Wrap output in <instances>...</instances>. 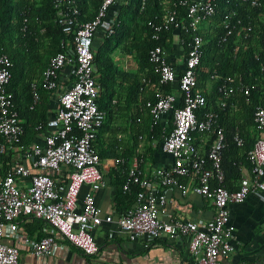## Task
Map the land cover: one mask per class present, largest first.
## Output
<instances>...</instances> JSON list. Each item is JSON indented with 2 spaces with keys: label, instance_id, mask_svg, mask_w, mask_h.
<instances>
[{
  "label": "built area",
  "instance_id": "built-area-1",
  "mask_svg": "<svg viewBox=\"0 0 264 264\" xmlns=\"http://www.w3.org/2000/svg\"><path fill=\"white\" fill-rule=\"evenodd\" d=\"M118 1L102 0L93 19L80 21L72 0H57V22L68 34L75 30V36L72 43L63 41V50L49 59L41 80L31 83V107L40 100V85L58 98L54 117L44 129L38 125L43 129L42 140L31 145L24 143V126L14 105V94L8 89L14 63L0 45V155L6 160L0 172V264L20 263L19 246L1 239L7 229L16 232L19 222L30 218L46 221L88 257L99 253L94 230L106 222L114 223L122 232L151 240L186 237L192 264H234L230 259L235 249L231 205L245 201L252 193L264 196V105L258 103L254 110L258 136L247 154L251 168L238 180L237 188L230 190L222 166L226 132L219 123L218 111H201L208 99L198 86V68L207 26L215 24L224 31L221 41L233 35L238 38L235 56L243 48L253 50L260 59L264 45L261 49L253 45L260 39L256 22L264 23V0H161L163 12L150 19L148 26L156 41L173 29L174 42L172 48L157 44L150 49L149 59L158 80L143 74L140 98L147 89L151 90V95L144 98V106L153 124L163 125L157 145L171 157V163L151 173L143 170L146 135L139 136L140 144L132 158L114 157L115 170L125 176L123 190L134 191L135 202L113 215L104 213L96 199V193L107 185L103 159L96 147L97 134L107 114L98 103L101 87L94 43L102 28L103 37L112 32L120 12ZM147 1L141 0L142 10ZM242 5L256 10L255 14H248L246 8L241 10ZM175 46L181 50V67L174 62ZM169 84L172 89H167ZM256 86L247 82L242 73L222 77L219 106L235 100L238 93H243L250 103ZM198 137H206L202 138L206 139L205 150L199 146ZM234 140L238 146L244 145L239 130ZM171 188L182 195L195 192L210 199L213 217L163 218ZM24 244L34 255L45 256L53 253L60 242L54 235H45L27 236Z\"/></svg>",
  "mask_w": 264,
  "mask_h": 264
},
{
  "label": "trees",
  "instance_id": "trees-1",
  "mask_svg": "<svg viewBox=\"0 0 264 264\" xmlns=\"http://www.w3.org/2000/svg\"><path fill=\"white\" fill-rule=\"evenodd\" d=\"M101 1L72 0L73 6L78 9L80 21L93 19ZM56 2L57 0H0V45L14 63L8 89L14 94V105L20 117L25 116L30 122L23 124L25 130L23 140L26 145L32 143L37 133L36 126L46 125L50 101V91L40 85V100L31 107L33 103L31 83L41 80L49 59L63 50V41L72 43L75 36V30L68 34L57 22ZM161 2V0H148L145 9L142 10L141 0H122L112 32L102 40L95 39L94 55L101 87L98 103L107 114L96 139V147L102 158L111 155L132 158L139 147L141 135L147 137L144 147L146 157L148 152L153 154L154 142L159 144L162 138L163 125L153 124V117L149 109L144 106L145 100L140 98L142 82L139 74L143 72L158 80V75L155 74L149 59L150 49L157 44L166 48L173 46V29L164 32L162 40L156 41L152 38L148 26L150 19L158 18L163 12ZM240 7L241 10L248 9L247 13L250 15L255 14L256 10L246 5ZM207 27L208 30L204 34L203 56L198 68V86L204 90L208 104L201 111L213 109L220 113L219 123L225 129L227 142L222 160L226 175L225 184L230 190H235L237 181L242 176L241 165L251 168L247 154L258 136L254 127V110L258 103L264 105V69L262 70L264 50L261 51L260 59H256L253 50L243 48L235 56V47L240 44L238 38L233 35L226 41H221L219 38L224 32L223 29L218 24ZM255 30L259 32L260 39H257L253 48L261 49V45H264V23L256 22ZM116 51L132 54L138 64L139 72L121 68L113 56ZM237 73H242L247 82L256 83L252 101L247 103L243 93H238L235 100L227 101L224 107L219 106L218 101L222 95L218 92V86L221 78ZM212 75L221 78L214 79ZM172 88L171 84L167 86V89ZM117 117L121 119L115 128L113 122ZM237 130L244 139L243 146H238L234 140ZM109 132L110 137L105 142V134ZM119 132L128 134V137L119 138ZM99 140H102L100 145ZM111 146L115 147L114 151L111 150ZM3 161L6 160L0 155V163L6 165ZM3 167L0 168V172L3 171ZM117 176L120 184L118 202L130 207L135 202V192H125L122 186L125 176L122 174ZM30 220L31 222L28 223L31 225L30 232L42 230L41 226H38L40 223L48 224L41 219L30 218ZM44 235L48 234L41 231L38 237Z\"/></svg>",
  "mask_w": 264,
  "mask_h": 264
},
{
  "label": "crops",
  "instance_id": "crops-1",
  "mask_svg": "<svg viewBox=\"0 0 264 264\" xmlns=\"http://www.w3.org/2000/svg\"><path fill=\"white\" fill-rule=\"evenodd\" d=\"M122 0L118 1V4ZM119 7V6H118ZM105 29L102 28L97 40H102ZM176 56L174 62L178 67L183 64V58L180 54L179 47L175 46ZM116 63L126 71L139 72V67L132 54H122L116 51L114 54ZM142 77L143 72H139ZM100 77V74L98 72ZM151 95V90L147 89L141 100ZM58 107L57 95L50 92V101L48 104V122L54 117ZM22 124L30 123L23 116L20 117ZM121 118H115L113 122L115 128ZM40 125V124H38ZM36 126L37 133L32 140L41 141L43 129ZM118 130V129H117ZM107 137V138H106ZM110 137V132L105 134L104 141ZM118 137H128V134L119 132ZM198 144L205 150L206 137H198ZM208 139V138H207ZM99 145L102 140H99ZM29 144V145H31ZM111 144V143H110ZM105 145H107L105 143ZM154 151L148 152L146 160L142 164V168L146 173L159 166L169 165L171 157L162 153L157 143L153 146ZM115 147L111 146L114 151ZM115 156L104 157L102 170L105 175L107 185L96 193L98 205L103 209L104 213L117 215L126 208L127 204L118 202V191L120 188V174L115 170L113 163ZM27 160V162H30ZM132 161V160H131ZM130 161V162H131ZM3 165L0 163V168ZM241 165V174L243 175L249 167ZM246 170V171H245ZM238 185V181H237ZM87 187H84V191ZM83 191V192H84ZM168 197L170 202L165 206L161 216L167 218L180 219H211L214 215V207L210 199L203 197L195 192L182 195L178 190L168 189ZM30 219H22L18 224V230L11 232L7 229L6 235L1 239L8 243H13L20 248L19 264H192L193 257L188 250V239L182 237L179 239H169L161 237L157 239H148L145 236H135L131 233L120 231L114 223H102L94 230V235L100 245L99 253L93 257L84 255L77 247L65 240L58 232L53 230L49 224H38L42 230L30 232ZM231 222L235 226V249L231 254V261L234 264H264V196L257 193L250 194L247 199L241 203L231 205ZM54 235L60 242V245L53 253L45 256H36L24 244L27 236L39 238V233ZM45 236V235H44Z\"/></svg>",
  "mask_w": 264,
  "mask_h": 264
}]
</instances>
